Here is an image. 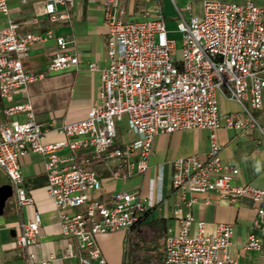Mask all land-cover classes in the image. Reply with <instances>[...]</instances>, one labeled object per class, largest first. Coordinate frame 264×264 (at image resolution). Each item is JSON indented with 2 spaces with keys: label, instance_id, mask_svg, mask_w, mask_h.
<instances>
[{
  "label": "built area",
  "instance_id": "1",
  "mask_svg": "<svg viewBox=\"0 0 264 264\" xmlns=\"http://www.w3.org/2000/svg\"><path fill=\"white\" fill-rule=\"evenodd\" d=\"M72 2L45 0L43 11L50 20L67 18L69 13L57 11L56 4ZM104 4L108 62L99 68L97 96L86 115L56 128L67 139L44 143L42 139L52 122L37 120L29 101L3 105L7 119L0 121V167L12 184L11 201L18 206L34 203L24 185L19 156L27 151L39 152L44 157L46 191L66 239L59 256H76L78 264H108L96 234L129 230L144 219L153 201L137 189L124 188L114 190L107 203L100 200L93 192L101 188V179L87 164L92 159L109 161L112 177L125 180L146 171L157 133L206 128V159L192 153L171 160V184L186 208L175 230L169 228L165 235L163 264H237L236 256L229 251L232 223L218 222L210 231L203 219L195 218L192 206L199 192L214 191L229 202L250 196L255 209L253 226L259 232H249L242 248L264 252V186L235 182L239 168L232 160L221 157V145L216 140L220 126L262 128L253 108L262 107L264 4L253 0H202L199 14L185 15L177 9L179 56L177 41L169 34L158 3L153 9L144 8L149 16L133 19L124 18L119 0H104ZM0 13H8L7 0H0ZM51 35L50 30H20L17 22L6 17L0 25V98H8L27 83L45 76L44 71L25 70L22 59L33 42ZM54 38L58 50L51 56L48 68L76 65L78 56L67 50L64 36ZM88 66L97 68L95 62ZM219 94H229L239 102L240 109L220 112ZM18 113L22 116L14 117ZM123 113L127 116V130L136 136L117 143L116 123L122 120ZM64 144L87 153L80 160L70 157L71 162L61 164L66 159L57 150ZM193 222L195 232L191 231ZM40 224L37 210L16 224L15 245L23 249V264H50L56 257L53 253L38 257L36 253Z\"/></svg>",
  "mask_w": 264,
  "mask_h": 264
},
{
  "label": "crops",
  "instance_id": "2",
  "mask_svg": "<svg viewBox=\"0 0 264 264\" xmlns=\"http://www.w3.org/2000/svg\"><path fill=\"white\" fill-rule=\"evenodd\" d=\"M242 2L243 0H227ZM264 4V0H253ZM45 0H7L8 13H0V25L6 17L19 24L20 30L44 32L50 30L51 37L35 41L30 45L28 54L22 62L27 71H44L45 76L33 80L21 87L8 98H0V121L7 119L3 114L4 104L19 100L31 103L34 116L39 121H51L42 141L44 143L65 140L67 137L57 131L65 122L83 118L90 104L97 96L100 71L108 62L107 23L104 0H73L72 3H57L56 10H66L67 18L50 20L43 11ZM160 5L163 18L177 15L180 9L185 15L201 13L202 0H119L125 10V19L149 16L144 8ZM189 4V8L185 5ZM153 13L151 12L150 15ZM36 18L35 22L31 19ZM169 34L171 31L167 25ZM62 35L67 40V50L78 56L74 66L50 70L48 62L58 50L55 36ZM174 37V36H173ZM89 62H95L97 68L90 69ZM220 112L236 111L240 104L229 94H219ZM254 115L262 128L235 129L220 126L216 130V140L221 145L220 155L232 160L239 168L234 180L237 183H251L264 186V88L262 107L254 108ZM15 114L14 117H21ZM12 117V116H11ZM135 134L126 129L124 136L117 138L123 143L135 138ZM209 148V131L206 128H186L160 132L154 136L152 154L145 172L134 173L125 180L113 178L111 162L96 159L92 167L99 175L102 185L93 192V196L108 202L110 194L117 189H137L150 196L153 204L145 213L144 219L129 230L116 229L96 234V240L108 264H163L164 238L168 229L175 230L178 220L185 211V205L179 201L176 190L171 184V160L180 155L198 154L203 160ZM58 154L66 159L61 164L80 160L87 153L83 149H70L66 144L60 146ZM25 188L34 197L33 204L15 205L9 218L0 221V254L2 264H23V249L16 247L11 229L16 233V224L20 219L32 216L37 210L41 216L38 233V257L50 253L56 255L50 264H78L76 256L60 257L66 239L61 233L60 220L55 206L46 191V169L44 157L39 152L27 151L19 156ZM2 172L4 170L0 167ZM2 182H9L2 181ZM0 182V183H2ZM197 201L192 206L196 219H203L206 228L213 231L218 222H230L233 226L232 243L229 251L236 256L237 264H264V252L242 248V242L251 231L259 232L253 226L255 217L254 203L250 196L243 195L235 201L221 199L216 192L195 193ZM205 199H208L205 202ZM9 231V232H8ZM196 231V223L191 225Z\"/></svg>",
  "mask_w": 264,
  "mask_h": 264
},
{
  "label": "rangeland",
  "instance_id": "3",
  "mask_svg": "<svg viewBox=\"0 0 264 264\" xmlns=\"http://www.w3.org/2000/svg\"><path fill=\"white\" fill-rule=\"evenodd\" d=\"M165 19L167 21V25H168V27H169V29L171 31V34L175 37V39L177 41V52H176V56H179V54H180V33L176 29V21L178 20V16L177 15H174V14L173 15H167L165 17ZM253 110H254V108H253ZM116 125H117V138H119L121 136L123 137L124 134H125V132H126V129L128 127L126 113H123L122 120L119 121V122H117ZM7 180H9L8 177H7V175L4 174L2 172V170L0 169V182L7 181ZM13 207H15V205L12 204V203H10V201L8 200L6 202V205H5L4 213L2 215H0V221H2L5 218H9L10 217L9 215L12 214ZM1 242H2V239L0 238V244H1ZM5 264H7V263H5Z\"/></svg>",
  "mask_w": 264,
  "mask_h": 264
},
{
  "label": "water",
  "instance_id": "4",
  "mask_svg": "<svg viewBox=\"0 0 264 264\" xmlns=\"http://www.w3.org/2000/svg\"><path fill=\"white\" fill-rule=\"evenodd\" d=\"M13 189L12 184L10 182H2L0 183V215L4 213L6 202L11 201ZM11 233L15 235L14 228L11 229Z\"/></svg>",
  "mask_w": 264,
  "mask_h": 264
},
{
  "label": "trees",
  "instance_id": "5",
  "mask_svg": "<svg viewBox=\"0 0 264 264\" xmlns=\"http://www.w3.org/2000/svg\"><path fill=\"white\" fill-rule=\"evenodd\" d=\"M93 161H95L94 159H92L90 162H89V164H87V166H90V167H92V165H93ZM136 225V224H135Z\"/></svg>",
  "mask_w": 264,
  "mask_h": 264
}]
</instances>
